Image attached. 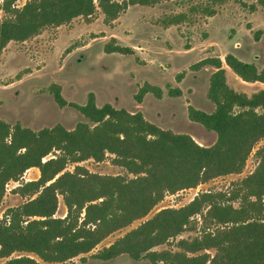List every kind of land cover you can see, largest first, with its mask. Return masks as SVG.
Masks as SVG:
<instances>
[{
  "label": "trees",
  "instance_id": "obj_1",
  "mask_svg": "<svg viewBox=\"0 0 264 264\" xmlns=\"http://www.w3.org/2000/svg\"><path fill=\"white\" fill-rule=\"evenodd\" d=\"M17 1L2 3L0 56L11 42H26L79 17L91 21L98 9L105 23L112 25L132 6L151 7L163 0H29L22 7ZM229 1L207 0L190 13L167 17L163 24L179 26L195 13L214 17L217 7ZM258 3L264 7V0ZM249 8L257 11L256 5ZM262 34L257 31L255 40ZM105 53L133 55L134 50L113 38ZM224 64L243 82L264 84V68L233 54L224 60L206 58L192 66L195 71L214 69L207 92L214 111L188 106L190 121L217 135L209 147L190 135L160 128L141 112L109 103L99 107L94 93L84 105L69 103L56 84L50 91L59 107L69 106L83 117L74 130L57 124L34 131L0 119V206L10 182H20L15 192L28 199L8 209L0 220L3 264H70L146 218L167 195L242 174L252 155L257 160L255 170L227 190L202 192L181 208L162 209L92 257L111 261L127 255L150 264H264V144L260 145L264 90L251 95L236 91L228 84ZM183 78L180 74L178 81ZM148 94L164 96L162 89L146 83L136 101L141 104ZM168 95L180 98L183 91L171 87ZM108 156L127 174L101 175L80 165L89 160L104 162ZM69 166L74 170L69 171ZM33 168L40 171L39 179L21 182ZM60 196L67 208L63 218L56 216ZM187 232L197 235L181 238ZM171 241H176L177 251L155 250ZM17 253L21 255L14 257Z\"/></svg>",
  "mask_w": 264,
  "mask_h": 264
},
{
  "label": "rangeland",
  "instance_id": "obj_2",
  "mask_svg": "<svg viewBox=\"0 0 264 264\" xmlns=\"http://www.w3.org/2000/svg\"><path fill=\"white\" fill-rule=\"evenodd\" d=\"M27 1L18 0L16 5L22 7ZM241 1L248 6L230 0L217 7L214 17L195 13L188 22L169 28L163 24L167 17L190 13L192 7L205 5L207 0H163L151 7L132 6L112 25L105 23L104 14L98 9L91 21L79 17L68 25L48 28L26 42H11L0 56V119L12 126L20 123L34 131L57 124L74 130L83 117L69 106L59 107L50 91L56 84L69 103L84 105L88 95L94 93L99 107L109 103L131 113L141 112L148 121L162 129L190 135L200 145L212 146L217 135L190 121L188 106L207 113L214 111V105L207 97L214 69L208 67L195 71L192 66L206 58H221L223 55L225 58L227 54H233L244 62L264 68V7L259 5V0ZM2 3L0 0V18L4 19ZM251 5H256L257 11L252 12ZM260 30L263 34L256 41L254 34ZM113 38L118 44L132 48L134 54L105 53L106 45ZM224 67L228 84L236 91L251 95L264 90V84L244 83L226 64ZM180 74H184L181 82L178 81ZM146 83L162 89L163 98L148 94L139 104L136 95ZM171 87L180 88L183 96L170 97ZM263 144L264 141L260 145ZM110 157L104 162L89 160L80 165L101 175H126L123 168L112 164ZM256 166L257 160L252 155L240 175L220 177L197 189L167 195L146 218L114 233L93 252L74 259L70 264H150L148 260L135 261L127 255L111 261H100L92 256L160 210L181 208L202 192L227 190L232 182L245 178ZM68 170L73 171L74 166H69ZM39 177L40 171L33 168L25 173L21 182L38 180ZM19 186L20 182L7 185L0 206V220L8 209L27 202V198L15 192ZM66 214L67 208L60 196L56 216L63 218ZM196 235L187 232L181 238ZM175 245L176 241H171L155 250L177 251ZM19 255L17 253L14 257ZM4 262L0 260V264Z\"/></svg>",
  "mask_w": 264,
  "mask_h": 264
},
{
  "label": "crops",
  "instance_id": "obj_3",
  "mask_svg": "<svg viewBox=\"0 0 264 264\" xmlns=\"http://www.w3.org/2000/svg\"><path fill=\"white\" fill-rule=\"evenodd\" d=\"M224 58V55L221 57V59L223 60ZM230 69V68H229ZM227 70V69H226ZM231 70V69H230ZM245 83V82H244ZM247 84H250V83H247ZM253 84H257V83H253ZM262 84V83H261Z\"/></svg>",
  "mask_w": 264,
  "mask_h": 264
}]
</instances>
